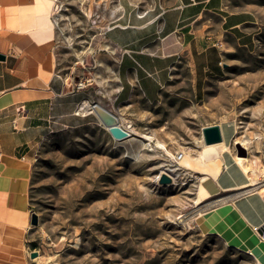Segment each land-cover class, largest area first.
Masks as SVG:
<instances>
[{
  "label": "rangeland",
  "instance_id": "obj_1",
  "mask_svg": "<svg viewBox=\"0 0 264 264\" xmlns=\"http://www.w3.org/2000/svg\"><path fill=\"white\" fill-rule=\"evenodd\" d=\"M39 1L49 7L52 37L41 42L29 36V43L54 51L60 75L69 88L89 93L90 104L104 99L100 90L111 70L103 61L105 30L118 0ZM240 2L257 13V46L228 54L223 76L209 79L199 95L182 60L156 101L135 96L123 108L129 138L113 139L93 111L78 109L82 123L45 137L31 162L26 209L16 217L23 230L21 259L14 264H254L244 251L197 227V215L217 199L195 202L198 173L181 167L175 184L159 183L178 155L200 153L204 126L226 121V138L234 132L230 152L235 155L236 137L245 142V158L264 183V0ZM0 8L5 18L8 8ZM33 28L27 25L25 34ZM258 184L254 190L263 193Z\"/></svg>",
  "mask_w": 264,
  "mask_h": 264
},
{
  "label": "crops",
  "instance_id": "obj_2",
  "mask_svg": "<svg viewBox=\"0 0 264 264\" xmlns=\"http://www.w3.org/2000/svg\"><path fill=\"white\" fill-rule=\"evenodd\" d=\"M36 1L17 0L16 13H12L9 0H0V7L8 8L6 17L0 18V54L4 55L0 59V264L21 259L17 246L23 229L16 227V217L26 209L30 166L37 148L52 131L82 123L84 117L76 111L90 97L69 88L54 51L44 52L39 43H29V36H39L41 42L42 37H52L45 17L49 7L45 5L41 12L33 8ZM27 25L38 29L25 34ZM260 32L255 9L240 0H118L112 23L105 30L108 49L103 61L111 70L104 75L100 90L104 99L94 102L116 113L125 127L123 108L135 96L156 101L182 60L188 62L199 95L209 79L223 76L228 54L237 48L255 50ZM51 45L48 42L44 48ZM225 123L220 124V143L231 146L234 132L226 138ZM230 151L215 160L219 166L215 175L194 170L199 184L206 177L215 186L204 199H217L203 212L224 213L217 228L206 234L217 235L240 250L242 244L264 250V229L260 232L264 192L252 188L251 173L241 168L236 153ZM11 235H16L15 244L8 241Z\"/></svg>",
  "mask_w": 264,
  "mask_h": 264
},
{
  "label": "bare ground",
  "instance_id": "obj_3",
  "mask_svg": "<svg viewBox=\"0 0 264 264\" xmlns=\"http://www.w3.org/2000/svg\"><path fill=\"white\" fill-rule=\"evenodd\" d=\"M49 1L50 2L53 1L54 3V0H49ZM16 2L17 0H9L10 9L13 10L12 13H16L15 12L16 7H17ZM33 8L40 9L41 12H44L45 4L37 0ZM54 9L55 8L53 6V10ZM20 11H22V9ZM47 46H50V44H48ZM78 111L81 113L92 111L90 102L87 99L83 100L78 106ZM238 124L239 123H237L236 125L237 128L239 127ZM120 125L124 127L123 122H121V120H120ZM105 128L108 130L107 127ZM126 128L131 134V130L129 126H126ZM234 141L241 143L246 149H248L245 142L238 139V137H236ZM230 150H231V147L224 143L209 144V145L204 144L202 150L197 156H192L190 153L185 152L179 160L177 159L176 165H173V167L165 168L164 171L169 176H171L173 180V184H175L176 182V178H177L176 172L181 167H185L186 169H190V170L193 169V170L209 171L212 175H215L219 171V166L215 163V160H217L223 152L230 151ZM235 158H236L237 163L241 166V168L245 172L251 173L252 188L254 189L255 188L254 185L259 183L258 185L260 187V190H264V183H260L256 181V174H255L256 171L253 167L249 166L248 159L245 157H239V156H235ZM198 184L199 183H197V188L199 190L196 188L195 202L201 201L202 199L205 198V196H207L209 193H212L215 190V186L213 182L211 181V179L209 178H206V177L202 178L200 181L199 187H198ZM223 214H224L223 211H219V210L207 211V212L202 211L197 215L195 220L197 222V225L201 229L202 233L206 234L209 231L213 232V230L217 228V227L215 228V226L217 225L218 220L221 219ZM15 237L16 235H13V236L11 235L10 238H8L9 239L8 241L10 244H15V241H16ZM262 237L264 238V232L262 233ZM226 244H229V243L227 242ZM240 248H242L243 251L248 252L255 259L256 264H264V250L260 246L257 247V245H254V246L248 247L245 244H242ZM12 251H14L13 248H12Z\"/></svg>",
  "mask_w": 264,
  "mask_h": 264
},
{
  "label": "water",
  "instance_id": "obj_4",
  "mask_svg": "<svg viewBox=\"0 0 264 264\" xmlns=\"http://www.w3.org/2000/svg\"><path fill=\"white\" fill-rule=\"evenodd\" d=\"M4 55L0 54V59H3ZM93 113L97 116L100 122L108 128L109 134L113 139L121 141L127 139L131 136L130 132L120 125L119 116L108 108L104 107L99 102H93L91 104ZM202 139L206 145L217 144L222 142L223 137L221 133V128L219 124H212L204 126L201 130ZM236 156L245 157L248 152L247 149L239 142L234 144ZM172 178L167 173H162L161 179L159 180L160 184H169L171 183ZM31 224L37 225L38 218L35 213H32ZM264 227L260 228V232H263ZM256 264V263H254Z\"/></svg>",
  "mask_w": 264,
  "mask_h": 264
},
{
  "label": "built area",
  "instance_id": "obj_5",
  "mask_svg": "<svg viewBox=\"0 0 264 264\" xmlns=\"http://www.w3.org/2000/svg\"><path fill=\"white\" fill-rule=\"evenodd\" d=\"M124 128H126V127H124ZM126 129H127V128H126ZM181 156H182V155H178V156H177V159H180V158H181ZM255 229H256V228H255Z\"/></svg>",
  "mask_w": 264,
  "mask_h": 264
}]
</instances>
